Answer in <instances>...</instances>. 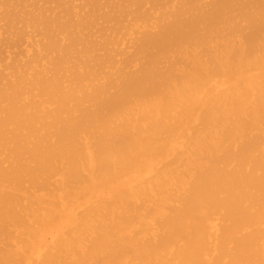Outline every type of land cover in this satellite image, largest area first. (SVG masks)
I'll return each instance as SVG.
<instances>
[{
	"label": "bare ground",
	"instance_id": "1",
	"mask_svg": "<svg viewBox=\"0 0 264 264\" xmlns=\"http://www.w3.org/2000/svg\"><path fill=\"white\" fill-rule=\"evenodd\" d=\"M0 264H264V0H0Z\"/></svg>",
	"mask_w": 264,
	"mask_h": 264
}]
</instances>
